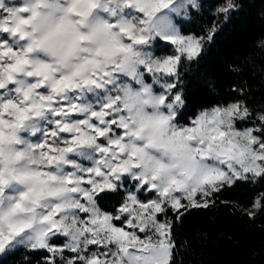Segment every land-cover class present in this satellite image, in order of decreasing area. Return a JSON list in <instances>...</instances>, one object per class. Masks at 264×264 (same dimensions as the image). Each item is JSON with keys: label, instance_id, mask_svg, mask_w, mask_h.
Masks as SVG:
<instances>
[{"label": "clouds", "instance_id": "1", "mask_svg": "<svg viewBox=\"0 0 264 264\" xmlns=\"http://www.w3.org/2000/svg\"><path fill=\"white\" fill-rule=\"evenodd\" d=\"M242 7L213 14L227 23ZM206 11L204 0H0V264L42 251L47 264H146L175 201L264 186V103L247 87L226 105L189 101L185 73L220 28ZM194 24L205 34H185ZM102 196L121 201L115 213ZM171 244L165 264H177Z\"/></svg>", "mask_w": 264, "mask_h": 264}, {"label": "trees", "instance_id": "2", "mask_svg": "<svg viewBox=\"0 0 264 264\" xmlns=\"http://www.w3.org/2000/svg\"><path fill=\"white\" fill-rule=\"evenodd\" d=\"M227 2L204 0L208 11L202 23L208 27L216 23L220 28L214 43L201 52L200 63L192 62L193 71L185 73L189 101L194 107L244 99L239 90L245 87L251 97L249 103H264V0H237L243 7L223 23V14L213 13ZM189 31L205 34L195 24L184 28L185 34ZM238 184L235 190H222L208 197V208L169 209L167 216H160L172 223V237L179 249L177 264H264V215H248L249 210L255 211L254 202L264 196V186ZM98 199L104 211L113 213L121 203L115 196ZM180 212L184 215L177 222ZM114 223L123 226L119 221ZM48 256L46 251L36 254L33 264H47L44 258Z\"/></svg>", "mask_w": 264, "mask_h": 264}, {"label": "snow or ice", "instance_id": "3", "mask_svg": "<svg viewBox=\"0 0 264 264\" xmlns=\"http://www.w3.org/2000/svg\"><path fill=\"white\" fill-rule=\"evenodd\" d=\"M198 51H199L198 44H194L193 48L191 49V54L196 55ZM224 179H225L224 175L219 174L215 176L206 177L203 182L205 184H212L215 182L222 181ZM205 195L207 194L205 193ZM190 206L193 208H207L209 205L207 203H197L195 200H193ZM172 207L177 211L183 208L181 201L179 200L175 201ZM254 207L256 208L261 207V199H257L254 202ZM155 211L159 213L160 208L157 206ZM157 231L159 235L158 245L145 242L143 246V250L147 253L145 257L146 264H150V262L154 260H159V264H165L167 257L170 255V250L172 248V244H171L172 229L169 227L167 223L163 222L157 225ZM124 238H127L126 233L124 234Z\"/></svg>", "mask_w": 264, "mask_h": 264}, {"label": "rangeland", "instance_id": "4", "mask_svg": "<svg viewBox=\"0 0 264 264\" xmlns=\"http://www.w3.org/2000/svg\"><path fill=\"white\" fill-rule=\"evenodd\" d=\"M182 209V208H181ZM160 216H164V215H160ZM160 216L158 217V219H160L161 220V222H165V223H168L169 221L167 220V219H165V218H160ZM168 221V222H167ZM142 235V234H141ZM58 240H60V238H57L55 241H54V244H56L57 246H60V245H62L63 244V242H56V241H58ZM95 248V246H93V249ZM101 251L103 252L104 251V249H101Z\"/></svg>", "mask_w": 264, "mask_h": 264}]
</instances>
